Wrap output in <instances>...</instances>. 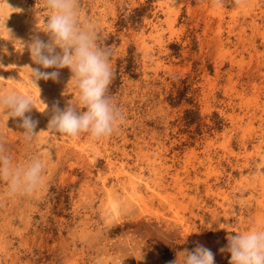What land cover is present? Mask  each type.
<instances>
[{"label": "rangeland", "instance_id": "1", "mask_svg": "<svg viewBox=\"0 0 264 264\" xmlns=\"http://www.w3.org/2000/svg\"><path fill=\"white\" fill-rule=\"evenodd\" d=\"M78 6L112 72L134 54L105 93L120 118L97 138L48 132L53 106L76 98L71 71L21 44L49 40L44 0H0V91L29 96L37 122L25 140L22 118L0 109V142L16 163L45 161L31 193L0 182V264H169L197 244L230 264L227 237L264 224V0ZM29 67L58 76L34 83Z\"/></svg>", "mask_w": 264, "mask_h": 264}, {"label": "clouds", "instance_id": "2", "mask_svg": "<svg viewBox=\"0 0 264 264\" xmlns=\"http://www.w3.org/2000/svg\"><path fill=\"white\" fill-rule=\"evenodd\" d=\"M44 7L47 11L39 30L47 33L49 40L33 36L21 44L27 47L31 59L43 68L67 66L76 89L75 100L68 101L62 109L53 106L46 129L49 133L60 132L70 136L87 132L94 138L110 134L120 113L105 94L113 75L109 51L97 44L95 31L82 19L78 0H44ZM29 68L33 82L58 76L56 71ZM32 106L33 102L27 95L12 89L0 91V109L6 110L7 118H22L20 127L28 141L37 133L34 131L37 122L25 115ZM44 169L45 161L39 156L14 162L7 146L0 142V182L6 183L9 193L33 192L42 183ZM227 251L230 264H264V224L229 235ZM169 264H214V256L210 249L197 244L192 250L176 252Z\"/></svg>", "mask_w": 264, "mask_h": 264}, {"label": "trees", "instance_id": "3", "mask_svg": "<svg viewBox=\"0 0 264 264\" xmlns=\"http://www.w3.org/2000/svg\"><path fill=\"white\" fill-rule=\"evenodd\" d=\"M145 7H141L139 9L135 8L133 10V13H130L128 15H123L120 20L119 23L122 24H126L127 22H131V23H136L138 21H140V17H141V13L142 10H144ZM134 62V54L132 53L131 50L128 51V55L119 60L118 61V70H116L115 72H113V78L111 79V81L113 82V84H115L116 79L119 77L118 73L119 71L123 68L126 71H129L130 68L132 67V64ZM192 112L191 109H187L185 114H190Z\"/></svg>", "mask_w": 264, "mask_h": 264}]
</instances>
